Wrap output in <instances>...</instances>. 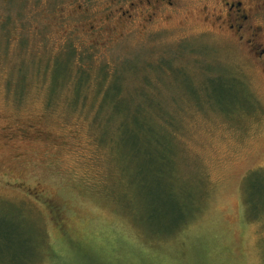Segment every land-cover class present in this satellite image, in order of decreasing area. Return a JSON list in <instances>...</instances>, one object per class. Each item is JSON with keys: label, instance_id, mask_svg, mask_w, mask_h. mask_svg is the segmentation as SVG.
<instances>
[{"label": "rangeland", "instance_id": "rangeland-1", "mask_svg": "<svg viewBox=\"0 0 264 264\" xmlns=\"http://www.w3.org/2000/svg\"><path fill=\"white\" fill-rule=\"evenodd\" d=\"M213 7L179 0L149 18L139 0H0V264H264V214L246 203V180L264 172V57L219 28ZM70 45L93 73L76 104L73 84L53 99L42 74ZM104 64L139 67L126 85L151 88L161 109L147 115L174 118L188 220L151 212L140 156L95 123ZM220 74L240 83L221 106L208 82Z\"/></svg>", "mask_w": 264, "mask_h": 264}, {"label": "trees", "instance_id": "trees-1", "mask_svg": "<svg viewBox=\"0 0 264 264\" xmlns=\"http://www.w3.org/2000/svg\"><path fill=\"white\" fill-rule=\"evenodd\" d=\"M21 42L25 43L24 40ZM70 46L69 52L55 55L51 59V64L47 63L46 68H42V74L45 71L50 77L52 88L49 96L53 99L59 95V90L61 91L65 84H73L74 95L71 104H76L78 100H81L82 95L84 97V85L93 80L91 79L93 73L89 70L86 63L88 61L84 60L83 56H80L79 61L75 60L77 47ZM74 64H78L77 68L73 67ZM157 64L159 68L170 66L171 71L177 76L185 73L184 68L175 67L174 62L168 63L164 58ZM139 72L140 69L137 66L131 70H125L122 65H116L114 68L106 64L101 66L96 73L97 79L94 77V81L99 85L95 94L99 101L101 97L104 100L98 105L95 123L110 124L111 128H114V133L118 134L119 143L123 148L127 149L131 156H140L135 160L136 179L142 186H146V196H148L151 212L162 213L170 220L172 215L173 222L181 220L182 223L192 216L190 214L194 207L193 197L190 201L187 198L182 199L184 187L178 183L177 143L174 142V137L168 134L173 128L174 118L165 109L162 110L165 115L162 120L147 115V109L156 113L154 108L157 107L160 110L161 104L151 95V88L142 89L138 84L126 85L127 79L134 74L139 77L140 74H137ZM24 78L25 76L22 80ZM212 79L213 81H208L214 82L211 96L215 97L220 106L224 99L230 100L237 97L231 87L233 81L239 83L235 76L220 74ZM146 80L149 79L146 77ZM101 86H107L108 90L103 92ZM232 91L235 95H232ZM109 106H111V114L103 119L101 116L104 112L109 113ZM242 106L240 107L244 108ZM72 107L75 108L73 105ZM251 174L253 176L248 175L249 180H246V203L249 217L257 218L258 215L264 214V172L254 170ZM182 226L183 224H177L175 231ZM164 227L165 230L161 229L163 233L160 236L166 235V231L170 228L167 224Z\"/></svg>", "mask_w": 264, "mask_h": 264}, {"label": "flooded vegetation", "instance_id": "flooded-vegetation-1", "mask_svg": "<svg viewBox=\"0 0 264 264\" xmlns=\"http://www.w3.org/2000/svg\"><path fill=\"white\" fill-rule=\"evenodd\" d=\"M179 0H139L149 18L154 17L162 7L171 8ZM215 20L221 29L233 32L239 42L258 57H264V0H212ZM135 5V2H131ZM151 10V13H150ZM130 11H124L123 15ZM109 18L112 14H109Z\"/></svg>", "mask_w": 264, "mask_h": 264}]
</instances>
